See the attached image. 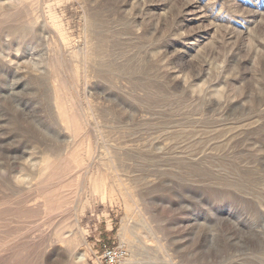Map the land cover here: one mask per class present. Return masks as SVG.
<instances>
[{
  "label": "rangeland",
  "instance_id": "1",
  "mask_svg": "<svg viewBox=\"0 0 264 264\" xmlns=\"http://www.w3.org/2000/svg\"><path fill=\"white\" fill-rule=\"evenodd\" d=\"M0 6V264H264V0Z\"/></svg>",
  "mask_w": 264,
  "mask_h": 264
},
{
  "label": "bare ground",
  "instance_id": "2",
  "mask_svg": "<svg viewBox=\"0 0 264 264\" xmlns=\"http://www.w3.org/2000/svg\"><path fill=\"white\" fill-rule=\"evenodd\" d=\"M24 1H27V0H19V2H24ZM6 2V1H5ZM3 4V3H2ZM6 4H8V2H6ZM9 5V4H8ZM7 5V6H8ZM4 6H5V4H4ZM6 7V6H5ZM4 7V9H6ZM26 7V6H25ZM9 8H10V6H9ZM21 8H23V7H21ZM0 9H1V6H0ZM13 9V8H12ZM9 14V13H8ZM6 16V15H5ZM11 20V19H10ZM56 20V19H55ZM91 21V20H90ZM95 21V20H94ZM98 21V20H97ZM54 22H56V21H54ZM99 22V21H98ZM99 26V25H98ZM60 30V29H59ZM61 31V30H60ZM25 34V33H24ZM61 34V33H60ZM62 34H63V32H62ZM95 34V33H94ZM94 36V35H93ZM62 38V37H61ZM115 38V37H114ZM64 39V38H63ZM90 42V41H89ZM92 42H94V41H92ZM89 45H90V43H89ZM91 45H93V44H91ZM102 46V45H101ZM95 47V46H94ZM96 48H97V44H96ZM94 52V51H93ZM91 54V53H90ZM94 56V55H93ZM92 56V57H93ZM96 56V55H95ZM94 56V57H95ZM98 58V57H97ZM97 58H96V60H97ZM93 60V59H92ZM99 60V59H98ZM94 61V60H93ZM64 62V61H63ZM100 62V61H99ZM103 62V61H102ZM94 63V62H93ZM105 63V62H104ZM122 68V67H121ZM124 68V67H123ZM124 69H126V67L124 68ZM54 70V69H53ZM127 72V71H126ZM63 73V72H62ZM116 74H117V72H116ZM120 74V73H119ZM57 77V76H56ZM150 77V76H149ZM134 81H135V79H134ZM152 81V80H151ZM142 82H143V80H142ZM148 82V81H147ZM145 83H146V81H145ZM140 84V83H139ZM146 85V84H145ZM142 86V85H141ZM144 87V86H143ZM142 87V88H143ZM69 88V87H68ZM57 90V89H56ZM58 94V93H57ZM73 99V98H72ZM77 100V99H76ZM62 104V103H61ZM77 105V104H76ZM64 113V112H63ZM66 114H67V112H66ZM68 115V114H67ZM64 117V116H63ZM74 118H76V117H74ZM62 119V118H61ZM69 119V118H68ZM73 119V118H72ZM77 119H79V118H77ZM63 120V119H62ZM66 120V119H65ZM67 121V120H66ZM65 121V124L67 123V122H69V121H67L66 122ZM74 121H76V120H74ZM79 121V120H78ZM86 120H84V122H85ZM63 122V121H62ZM81 123H84L83 121H80ZM77 123V122H76ZM64 124V123H63ZM68 124V123H67ZM69 126L71 125V127H73V128H76V126L75 125H73V124H68ZM68 127V126H67ZM78 127H81V125L80 126H78ZM78 127H77V129H78ZM70 128V127H69ZM78 131V130H77ZM85 132V131H84ZM75 133V132H74ZM89 146V145H88ZM77 149V148H76ZM76 154V153H75ZM72 155V154H71ZM71 157L72 156H70V159H71ZM51 158V157H50ZM83 158V157H82ZM73 159V158H72ZM77 160V159H76ZM76 160H74V161H76ZM63 161V160H62ZM61 161V162H62ZM74 161H72L73 162V164H72V162L70 163V164H72V166H75L76 167V165H80L81 166V164H82V162H81V164L80 163H76V162H74ZM28 162V161H27ZM64 162V161H63ZM29 163V162H28ZM60 163V162H59ZM65 163V162H64ZM76 163V164H75ZM53 164H55V163H53ZM62 164V163H61ZM70 164L68 163V166H70ZM75 164V165H74ZM58 165V164H57ZM63 165V164H62ZM49 166H50V164H49ZM49 166H47L46 165V167H48L49 168ZM61 166V165H60ZM62 167V166H61ZM74 167V168H75ZM57 168H58V166H57ZM64 168V167H63ZM68 168V167H67ZM70 168H72L71 166H70ZM69 168V169H70ZM76 168H78V166L76 167ZM75 168V169H76ZM73 169V168H72ZM55 170V169H54ZM44 171V170H43ZM47 171V170H46ZM59 171V170H58ZM62 171V170H61ZM64 171V170H63ZM70 171H71V169H70ZM55 172V171H54ZM66 171H64V173H65ZM63 173V172H62ZM67 173H68V171H67ZM45 174V173H44ZM51 175V174H50ZM49 176V175H48ZM58 176V175H57ZM63 177V176H62ZM49 178H50V176H49ZM49 180V179H48ZM15 184H16V182H15ZM97 186V185H96ZM59 187V186H58ZM62 187V186H61ZM60 187V188H61ZM58 189V188H57ZM97 189V188H96ZM51 192V191H50ZM47 194V193H46ZM127 226V225H126ZM129 228V227H128ZM138 229V228H137ZM135 230V229H134ZM136 232H138V231H136ZM122 235H124L123 237H124V239L126 240V242L129 244V249H131V250H129V252H130V256H129V258L125 261V263L126 264H133V262L135 261V260H133V258H135L136 259V257H137V252H139L138 251V249L139 248H141V244L138 242V241H136V239H135V237H134V232H133V230H130V229H124V234L122 233ZM139 237V236H138ZM141 238V237H140ZM139 238V239H140ZM7 240V239H6ZM137 240H138V238H137ZM145 240V239H144ZM71 243V242H70ZM139 244H140V247H139ZM3 248V247H2ZM141 250H142V248H141ZM132 253V254H131ZM5 257V256H4ZM6 259V258H5ZM4 260V259H3Z\"/></svg>",
  "mask_w": 264,
  "mask_h": 264
},
{
  "label": "built area",
  "instance_id": "3",
  "mask_svg": "<svg viewBox=\"0 0 264 264\" xmlns=\"http://www.w3.org/2000/svg\"><path fill=\"white\" fill-rule=\"evenodd\" d=\"M129 252L124 245H104L100 257L101 264H124Z\"/></svg>",
  "mask_w": 264,
  "mask_h": 264
}]
</instances>
